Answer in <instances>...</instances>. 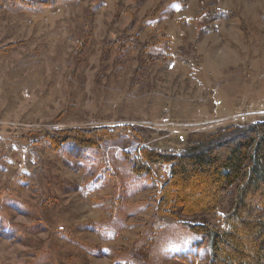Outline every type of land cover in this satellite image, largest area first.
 I'll list each match as a JSON object with an SVG mask.
<instances>
[{
    "label": "rangeland",
    "instance_id": "rangeland-1",
    "mask_svg": "<svg viewBox=\"0 0 264 264\" xmlns=\"http://www.w3.org/2000/svg\"><path fill=\"white\" fill-rule=\"evenodd\" d=\"M257 118L264 0H0V264H209L180 221L217 218L158 210L168 165L134 172L138 140L180 151Z\"/></svg>",
    "mask_w": 264,
    "mask_h": 264
},
{
    "label": "trees",
    "instance_id": "trees-1",
    "mask_svg": "<svg viewBox=\"0 0 264 264\" xmlns=\"http://www.w3.org/2000/svg\"><path fill=\"white\" fill-rule=\"evenodd\" d=\"M128 131L123 126L69 129L62 132V138L52 135L47 144L56 149L69 141L79 148L98 147ZM131 137L136 140L142 134L135 129ZM138 141L134 172L154 179L149 164L168 165L166 180L158 188V210L179 219L203 214L217 218V225L194 217L180 221L203 234L209 264H264V118L216 131L180 151L163 152ZM256 195L258 201L253 199ZM228 197L227 210L218 211ZM247 238L253 244L249 251L243 242Z\"/></svg>",
    "mask_w": 264,
    "mask_h": 264
}]
</instances>
